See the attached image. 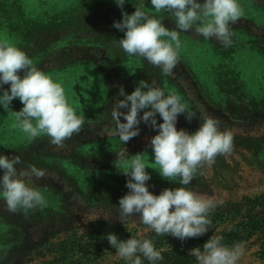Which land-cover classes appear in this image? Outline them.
Returning <instances> with one entry per match:
<instances>
[{"label": "rangeland", "instance_id": "obj_1", "mask_svg": "<svg viewBox=\"0 0 264 264\" xmlns=\"http://www.w3.org/2000/svg\"><path fill=\"white\" fill-rule=\"evenodd\" d=\"M140 3L125 0L123 11L131 15ZM143 3L148 15L176 29L170 13H156L151 0ZM238 3L245 14L230 26V47L197 35L194 25L180 32L179 61L165 75L117 46L124 33L113 27L123 18L115 0H0V40L26 52L38 69L60 83L69 105L85 119L79 133L56 146L47 135L29 139L14 126L10 113L23 108L19 98L8 111L0 106V155H19L18 171L29 165L44 170V178L25 182L47 201L43 208L11 212L0 194V264H127L109 244L108 233L121 240L150 239L163 256L156 264H198L190 250H203L215 235L228 247L244 245L238 264H264V234L246 228L252 213L261 217L264 211V0ZM142 79L165 94L175 90L196 113L191 122L187 113L180 114L178 130L194 133L204 116H211L220 121L221 131L233 134L232 153L205 164L187 186L215 204L203 236L181 241L157 235L139 222V214L125 223L117 218L119 199L129 192L128 177L114 164L124 148L129 156L143 153L151 176L146 184L154 195L181 186L153 169L158 166L150 141L157 130L141 121L140 134L125 145L117 135L111 110L116 99H123L119 90L131 94ZM3 90H10V84L0 88V95ZM156 119L163 122L159 114ZM121 122H126L123 117ZM250 200L261 203L258 211H250ZM240 203L245 205L241 209Z\"/></svg>", "mask_w": 264, "mask_h": 264}, {"label": "clouds", "instance_id": "obj_2", "mask_svg": "<svg viewBox=\"0 0 264 264\" xmlns=\"http://www.w3.org/2000/svg\"><path fill=\"white\" fill-rule=\"evenodd\" d=\"M115 3L122 10L123 18L114 21L113 27L124 33L122 39L116 40L117 46L128 56H139L161 68L165 75H170L179 61L180 32L192 30L195 25L197 35L206 40L215 38L228 48L232 45L230 26L245 14L238 0H204L203 3L198 0H151L156 13L167 11L175 18L176 29L169 30L161 19L143 10V0L131 15L123 11L125 0H115ZM20 71L24 73L22 78ZM8 84L10 90H3L0 106L8 111L12 101L19 98L23 108L10 114L14 117V126L29 139L47 135L53 145L63 146V142L79 133L85 123L84 117L77 115L67 102L60 83L38 69L26 52L8 40H0V88ZM118 95L123 99L115 100L111 118L116 124L119 140L125 145L138 136L141 121L157 130L150 147L154 165L158 167L151 168L169 181L178 179L181 186L166 188L154 195L146 184L151 176L146 171L149 166L143 153L129 156L124 148L117 152L114 164L128 177L126 187L129 192L119 199L117 218L125 223L139 214V222L157 235H170L181 241L203 236L211 226L208 217L215 204L187 186L205 164L210 166L218 155L232 153L233 134L228 130L221 131L220 121L211 116H204L203 123L194 133L178 130L176 123L180 114L187 113L186 119L191 122L196 113L188 110L175 90L165 94L163 89L143 79L131 94H126L121 87ZM157 114L162 117V123H157ZM121 117L126 122H121ZM21 163L19 155L11 158L0 155V169H3L0 194L8 210L46 207L47 201L41 191L25 182L28 177L44 178L45 171L34 165L18 171L16 165ZM106 239L127 264H143L142 257L150 264L163 260L150 239L121 240L113 233L106 234ZM222 240V236H212L203 244V250L194 247L190 254L198 264H238L245 252L244 245L236 243L228 247Z\"/></svg>", "mask_w": 264, "mask_h": 264}, {"label": "trees", "instance_id": "obj_3", "mask_svg": "<svg viewBox=\"0 0 264 264\" xmlns=\"http://www.w3.org/2000/svg\"><path fill=\"white\" fill-rule=\"evenodd\" d=\"M250 201H252V200H250ZM252 203H254V204H253V206H250V211H252V212L258 211V208H256V206H257V204L261 205V203L259 204V201L258 202L252 201ZM243 205H244V203H240L237 206L239 207V209H241ZM262 205H264V202L262 203ZM261 215H262L261 217H258L259 216L258 213H252L251 218L246 223V228L249 231H253V232L258 231V232H261L264 234V211ZM263 253H264V249H263ZM178 264H186V263L179 262Z\"/></svg>", "mask_w": 264, "mask_h": 264}]
</instances>
